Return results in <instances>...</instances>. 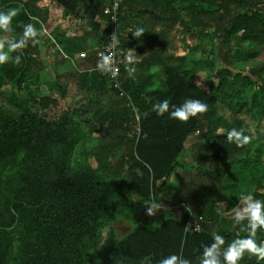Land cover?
Returning <instances> with one entry per match:
<instances>
[{
	"label": "trees",
	"instance_id": "16d2710c",
	"mask_svg": "<svg viewBox=\"0 0 264 264\" xmlns=\"http://www.w3.org/2000/svg\"><path fill=\"white\" fill-rule=\"evenodd\" d=\"M68 1L60 0L77 2ZM131 1L168 23L185 15L184 34L194 43L184 55L169 53L161 76L136 79L123 63L120 89L96 63L77 80L57 81L60 97H52L42 93L41 75L29 72L23 52L21 73L0 72V264H141L145 258L159 264L171 254L199 264L213 232L225 238V247L247 236L233 226V214L244 195L264 201V59L261 68L246 63L263 58L264 50L241 44L264 34V0ZM20 3L44 22L34 0H0V11ZM124 5L121 0V18ZM108 32L107 24L102 54ZM163 34L153 31V43ZM201 71L208 88L196 81ZM11 81L26 93L6 95ZM255 86L249 103L246 92ZM75 92L83 94L81 105L49 113ZM189 98L206 104L207 112L186 123L152 110L165 99L171 107ZM233 129L250 142H230ZM187 152L191 164L182 159ZM170 188L177 196L174 213L161 209L154 219L134 220L146 210L145 200L160 203ZM120 219L133 225L122 238L112 226ZM191 219L200 230L187 227ZM256 239L264 242V229ZM240 264L264 261L245 254Z\"/></svg>",
	"mask_w": 264,
	"mask_h": 264
},
{
	"label": "crops",
	"instance_id": "0c3cea01",
	"mask_svg": "<svg viewBox=\"0 0 264 264\" xmlns=\"http://www.w3.org/2000/svg\"><path fill=\"white\" fill-rule=\"evenodd\" d=\"M34 2L38 5L37 8L42 10L44 22L27 12L20 3L16 8L21 9L18 11V15L20 13L21 15L18 19H14L12 24L13 33H17V38L23 33L21 22L23 24L31 23L38 30L41 27L45 30V34L39 37L40 43L37 46L33 47L29 43V46L25 48L28 50L27 57L31 62L29 71L32 74L40 73L41 80L39 82L43 86L48 83V80L49 82L53 81L55 85L57 81L67 84L77 80L78 74L83 70L93 68L103 53L100 48L102 31L107 26L104 9L108 1L77 0L76 5L61 3L60 0H34ZM103 6L105 7L103 8ZM184 16L181 14V18L177 19L174 24L168 23L164 19H156L151 13L144 12V7L136 6L131 0H125L121 18L123 40L120 45L125 56L129 54L130 49L136 56L137 62L131 64L130 75L141 80L154 74L152 69L155 67L161 70L162 62L168 61L169 53L176 56L186 53L179 52L181 45L185 43L188 50L187 43L190 41L193 44V42L184 34L185 25L181 21L184 20ZM140 28L144 29V34L137 38L131 31ZM168 28H170V32H167ZM153 31H163L165 34L156 37L160 39L153 43L151 39ZM161 38H166L167 42L165 43ZM41 45L44 46V53L40 49ZM57 52L59 56L56 54ZM82 53H85V56H82ZM23 54L26 53L23 52ZM38 63L40 66L36 69ZM82 97L83 94L80 98ZM80 98H75L72 105H81Z\"/></svg>",
	"mask_w": 264,
	"mask_h": 264
},
{
	"label": "clouds",
	"instance_id": "9594fccd",
	"mask_svg": "<svg viewBox=\"0 0 264 264\" xmlns=\"http://www.w3.org/2000/svg\"><path fill=\"white\" fill-rule=\"evenodd\" d=\"M18 16L17 8H9L7 11H0V32L9 34L0 36V65L8 62H14L16 65L21 63V55L29 43L33 47L40 43L39 37L45 34L43 27L37 29L33 24H23L22 35L19 38L11 35L14 32L13 20ZM137 38L142 37L144 29L140 28L131 31ZM119 44V40L115 34L112 36V46ZM12 53H18L14 57ZM126 70L131 72L128 65L137 62L136 56L129 50L124 58ZM113 55L101 54L97 61V70L101 73L111 74L113 79L118 77L119 69L115 68ZM152 110L159 116L169 113L172 119L181 122H188L191 118L198 117L207 112V105L198 99H186L181 105H171L167 99L157 102L153 105ZM228 140L237 143L243 147L250 142V137L243 135L242 131L233 129L228 133ZM146 214L155 216L162 209L160 203L155 199L145 200ZM234 227L242 226L241 230L247 232L244 238H237L227 244L225 247V238L213 232V242L210 245L203 247L202 255L199 258V264H240V261L245 257V254L256 257L257 261H264V242H257L256 236L258 230L264 229V201L255 199L253 195H244L240 197V207L233 214ZM141 264H151L150 258L142 260ZM159 264H191V261L185 258L182 254H171L163 257Z\"/></svg>",
	"mask_w": 264,
	"mask_h": 264
},
{
	"label": "rangeland",
	"instance_id": "374dc122",
	"mask_svg": "<svg viewBox=\"0 0 264 264\" xmlns=\"http://www.w3.org/2000/svg\"><path fill=\"white\" fill-rule=\"evenodd\" d=\"M194 7H196V5H194ZM18 11H21V9H19ZM19 15H21V13ZM19 15L16 18H14V19H18L20 17ZM241 34L242 33H239L238 35L242 36ZM6 35H9V34H5L3 32H0V36H6ZM11 35H14L16 37L17 33H12ZM190 40L194 43L193 38L190 37ZM178 41L180 42L181 40H178ZM183 44L181 45V49L179 50L180 53H184L187 50L186 46H185V43H183ZM241 45L243 46V48L246 51H248V50L249 51H254V50L255 51L256 50L261 51V50H264V34H256V35H253L251 37H248L247 39H243ZM40 49L44 53V46L43 45H41ZM23 52L28 54V50L27 49H24ZM17 54L18 53H12L11 55L14 57ZM19 54L21 55V53H19ZM56 54L59 56L58 52ZM42 56H45V55H42ZM263 59H264V56H263V58H255V59L251 58V59H248L246 65L248 67L256 66L257 68H261L260 62ZM21 60H23V59L21 58ZM21 65L23 66L24 63H22V64L20 63L19 65H16L14 62L10 61V62H8V63H6L4 65H0V69H1L0 72L4 73L6 75V73L9 74L8 72H12V71L14 72L15 71L17 74H19V73H21L23 71V67ZM29 66H31V64ZM39 66H40V64L38 63L36 65V69ZM34 69H35V66H34ZM152 71H154V74H158L159 76L162 75V71L158 67H155L154 69H152ZM32 72L34 73V70H32ZM69 80H71V79H69ZM196 81H197V83L199 85L203 86L204 88H208L207 80H206V72L205 71H201V72H199L197 74ZM33 88L34 87H32V89ZM4 91H5V94L8 95V96L10 94L14 93V92L21 95V94H23L25 92V88L19 89L18 86L11 81V82H9V85L7 86V88ZM256 92H257V86L253 87L252 89L250 88L246 92L245 99L247 100V102L251 103L253 94L256 93ZM42 93L46 94V95H50L52 97H60V93L57 90V86L55 85V83L53 81L49 82V80H48V83H46V84H44V86H42ZM80 96H81V93L75 92L73 96L71 95V96H67L65 98H62V101L60 102V107L58 109L53 107L51 110H49V113L55 114V113H57V111H59V109L68 108L70 105H72L73 100L75 98L79 99ZM2 100H4V98H0V101H2ZM247 116H249V114H247ZM262 128H263V131H260V133H261L260 141L264 144V120H262ZM182 159L185 162H188L190 164L192 162H194L190 152L185 153L182 156ZM216 165L217 164H215V163H204L203 167L214 168V167H216ZM180 174L183 175L181 172H179V173L177 172L175 175H176V177H178ZM198 180L199 181L204 180V182L206 181V179L203 178V177H199ZM160 204L162 206V210L163 211H167V212H170V213H174L175 212V210H176L175 208L178 206V203H177V196L175 194H173V189L172 188H170L169 190H167L165 192V194L163 195V197H162V199L160 201ZM157 214H158V212H157ZM156 215L155 216H148L146 214V210H145L143 212H140L137 216H135L134 220L137 219L138 217H140V218L148 217V218L154 219L156 217ZM112 226L116 230L118 236L121 237V238L124 237V235H126L131 229H133V225L130 224L125 219H120V220L114 222V224ZM108 229L109 228H106L104 230V233H103L104 235H106ZM259 242H261V241H259Z\"/></svg>",
	"mask_w": 264,
	"mask_h": 264
},
{
	"label": "built area",
	"instance_id": "2783aa9c",
	"mask_svg": "<svg viewBox=\"0 0 264 264\" xmlns=\"http://www.w3.org/2000/svg\"><path fill=\"white\" fill-rule=\"evenodd\" d=\"M104 13L107 17V24L109 27L108 32V41L104 46V54H112L115 61V68L119 69L118 77L113 79L111 74H108L114 80V86L121 89V84L119 82V76L121 73L122 65L124 63V53L119 47V44L115 47L112 46V36L115 34L116 38L120 43V35H121V0H112V2L106 5L104 9ZM85 56V53L81 54ZM200 220H203L200 217ZM187 227H193L194 230L201 229V223L199 221L190 220L187 224Z\"/></svg>",
	"mask_w": 264,
	"mask_h": 264
}]
</instances>
